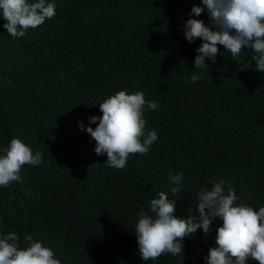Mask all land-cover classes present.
Listing matches in <instances>:
<instances>
[{
  "label": "trees",
  "instance_id": "1",
  "mask_svg": "<svg viewBox=\"0 0 264 264\" xmlns=\"http://www.w3.org/2000/svg\"><path fill=\"white\" fill-rule=\"evenodd\" d=\"M56 15L12 38L0 18V154L13 138L43 154L21 180L0 187V235L14 231L50 248L61 264H207L215 228L184 240L183 254L144 262L134 231L164 191L175 215L199 216L201 189L223 181L237 203L264 207V72L254 53L232 57L218 45L209 69L194 68L200 39L183 26L201 0H49ZM196 19L213 27L207 9ZM203 78L191 82L193 74ZM142 91L146 132L158 140L127 166L106 167L86 130L99 103ZM183 173L179 187L169 175ZM246 264H258L249 259Z\"/></svg>",
  "mask_w": 264,
  "mask_h": 264
},
{
  "label": "clouds",
  "instance_id": "2",
  "mask_svg": "<svg viewBox=\"0 0 264 264\" xmlns=\"http://www.w3.org/2000/svg\"><path fill=\"white\" fill-rule=\"evenodd\" d=\"M204 7L193 6L183 26L185 39L189 43L200 39L194 59V68L209 69L206 59L215 63L219 54L218 45L229 50L232 57L250 49L256 61V70L264 72V0H201ZM205 8L211 25L193 18L200 16ZM56 6L49 0H0V18L5 21L3 28L12 38H21L29 29L35 30L46 20L56 15ZM203 78L193 74L191 82ZM101 116L88 117L93 128L86 130L95 143V153L106 155L104 164L113 169H124L128 158L134 154H147L150 146L158 140L155 130L146 132L145 109H158L155 101H148L142 91L132 94L118 91L99 103ZM0 154V187H9L20 181L24 165L38 166L43 163V154L33 152L21 139L13 138ZM183 173L169 175L177 185L172 194L181 191L179 187ZM223 181H213L210 190L201 189L196 202L199 216L179 218L175 215V201L161 191L158 198L150 200L149 211H141L135 224L139 256L142 261H156L162 255L176 257L183 254L184 240L202 230L207 237L212 231L213 221L222 224L215 228V246L210 247L204 257L207 264H246L249 259L264 264V207L257 211L239 199L234 189L225 194ZM20 235L14 231L0 235V264H61L53 251L42 242L35 241L30 234H24L26 246L21 247Z\"/></svg>",
  "mask_w": 264,
  "mask_h": 264
}]
</instances>
